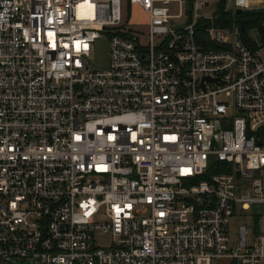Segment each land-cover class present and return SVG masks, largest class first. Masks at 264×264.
<instances>
[{
  "label": "built area",
  "instance_id": "2783aa9c",
  "mask_svg": "<svg viewBox=\"0 0 264 264\" xmlns=\"http://www.w3.org/2000/svg\"><path fill=\"white\" fill-rule=\"evenodd\" d=\"M187 5L0 0V264H264V234L232 250L229 228L264 203L262 35ZM201 19L221 49L198 46Z\"/></svg>",
  "mask_w": 264,
  "mask_h": 264
},
{
  "label": "rangeland",
  "instance_id": "374dc122",
  "mask_svg": "<svg viewBox=\"0 0 264 264\" xmlns=\"http://www.w3.org/2000/svg\"><path fill=\"white\" fill-rule=\"evenodd\" d=\"M210 4L205 7L200 13L206 18L212 17L220 5L221 0H205ZM179 5H172V14H176ZM186 7V6H185ZM188 12V8H186ZM128 15V13H127ZM131 23L135 24L136 27L144 30L145 25L147 24V16L144 15L137 7H131L129 11ZM189 16V15H188ZM174 28H181L186 26L187 19L183 17L180 20H173L171 22ZM158 43V40L156 41ZM264 50V48H263ZM91 64L97 70L107 69L110 62V46L109 43L105 40H98L94 45V50L90 58ZM220 101L231 103V98L227 99L220 98ZM98 221L104 222L105 218L100 217ZM245 225L249 230V240L255 233L264 234V203L251 204L249 208L243 209L241 205H237L236 213L233 216L230 222V237H231V246H236L239 238V227ZM97 243L102 247H108V238L98 235L96 237ZM13 264H22L20 261H14ZM24 264H29L25 262Z\"/></svg>",
  "mask_w": 264,
  "mask_h": 264
},
{
  "label": "trees",
  "instance_id": "16d2710c",
  "mask_svg": "<svg viewBox=\"0 0 264 264\" xmlns=\"http://www.w3.org/2000/svg\"><path fill=\"white\" fill-rule=\"evenodd\" d=\"M196 0H187L188 5V18L190 21V17L193 11V5ZM226 2L227 0H221L218 10L215 13V24L219 27H232L233 25H237L240 27L243 37L246 41H249V38L252 33L259 32L262 35V44L260 50L264 48V15H249V14H236V12L226 11ZM210 23L208 20L201 19L197 23L196 28V41L198 46L206 51L210 50H219L221 49L217 44H215L209 34L207 33V29ZM215 170H210L209 172H213ZM208 172V173H209ZM207 177L204 176L202 180Z\"/></svg>",
  "mask_w": 264,
  "mask_h": 264
},
{
  "label": "crops",
  "instance_id": "0c3cea01",
  "mask_svg": "<svg viewBox=\"0 0 264 264\" xmlns=\"http://www.w3.org/2000/svg\"><path fill=\"white\" fill-rule=\"evenodd\" d=\"M260 8H263L264 7V0H260ZM210 4V3H209ZM138 8V7H137ZM139 9V8H138ZM140 10V9H139ZM141 11V10H140ZM142 12V11H141ZM143 13V12H142ZM144 14V13H143ZM145 15V14H144ZM215 15V14H214ZM213 15V16H214ZM261 56H262V58H263V60H264V50L262 49L261 50ZM241 226H245V225H241ZM240 226V227H241ZM239 227V228H240ZM260 235H262V233H255V235L254 236H252V238H251V240H249V230H248V237H247V245L249 246V247H251V246H253V244L256 242V240H257V238L260 236ZM239 239H240V237L238 238V241H237V244H236V246H231V248H232V250H235L237 247H238V245H239ZM231 245V244H230ZM219 264H235V262H233L231 259H229V258H226V259H224V260H222Z\"/></svg>",
  "mask_w": 264,
  "mask_h": 264
},
{
  "label": "water",
  "instance_id": "95a60500",
  "mask_svg": "<svg viewBox=\"0 0 264 264\" xmlns=\"http://www.w3.org/2000/svg\"><path fill=\"white\" fill-rule=\"evenodd\" d=\"M236 14H249V15H264V7L263 8H255L252 10H241L238 9Z\"/></svg>",
  "mask_w": 264,
  "mask_h": 264
}]
</instances>
